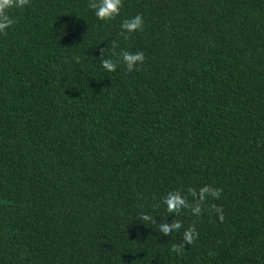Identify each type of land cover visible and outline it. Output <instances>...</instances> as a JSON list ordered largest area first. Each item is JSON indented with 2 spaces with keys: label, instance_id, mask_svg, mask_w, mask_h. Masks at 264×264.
<instances>
[{
  "label": "trees",
  "instance_id": "obj_1",
  "mask_svg": "<svg viewBox=\"0 0 264 264\" xmlns=\"http://www.w3.org/2000/svg\"><path fill=\"white\" fill-rule=\"evenodd\" d=\"M88 2L28 0L0 35V264H264V0ZM114 44L144 63L105 72ZM205 185L198 217L160 200Z\"/></svg>",
  "mask_w": 264,
  "mask_h": 264
},
{
  "label": "clouds",
  "instance_id": "obj_2",
  "mask_svg": "<svg viewBox=\"0 0 264 264\" xmlns=\"http://www.w3.org/2000/svg\"><path fill=\"white\" fill-rule=\"evenodd\" d=\"M28 4V0H0V35H5L8 30L16 23L15 17L10 13L12 10H22ZM122 0H89L88 8L92 10L93 15L99 21L108 22L115 19L120 14ZM144 18L141 13L123 19L120 24V35L125 39L131 34L141 31L144 27ZM116 57L114 60L113 57ZM103 57V58H101ZM100 66L105 72H113L122 64L126 72H132L144 63L145 54L143 51L121 50L115 52V44L110 53L105 55V50L101 51L99 56ZM194 197L198 196V201L192 205L185 196H182L177 189H169L161 193L160 200L165 209L171 210L177 216L183 209L190 210L192 216L198 217L201 213V203L205 200V194L218 198L220 189H213L207 185L200 188L199 193L195 190H189ZM217 219L223 220V211L220 207H215ZM142 219H149L148 213H141ZM157 227L162 233L175 232L181 228L179 219L166 222L165 219L157 222ZM198 236L195 225H189L181 233V242L172 245V251L180 255L185 250V244H191Z\"/></svg>",
  "mask_w": 264,
  "mask_h": 264
}]
</instances>
